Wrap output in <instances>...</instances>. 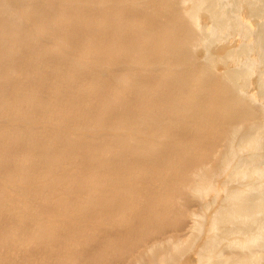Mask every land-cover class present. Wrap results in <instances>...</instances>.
I'll use <instances>...</instances> for the list:
<instances>
[{
    "label": "bare ground",
    "instance_id": "1",
    "mask_svg": "<svg viewBox=\"0 0 264 264\" xmlns=\"http://www.w3.org/2000/svg\"><path fill=\"white\" fill-rule=\"evenodd\" d=\"M0 264H264V0H0Z\"/></svg>",
    "mask_w": 264,
    "mask_h": 264
}]
</instances>
